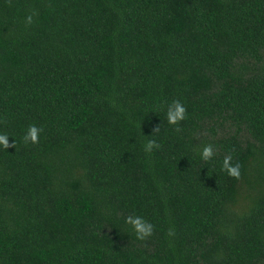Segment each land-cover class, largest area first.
I'll return each mask as SVG.
<instances>
[{
	"label": "trees",
	"instance_id": "obj_1",
	"mask_svg": "<svg viewBox=\"0 0 264 264\" xmlns=\"http://www.w3.org/2000/svg\"><path fill=\"white\" fill-rule=\"evenodd\" d=\"M0 132V264H264V0H0Z\"/></svg>",
	"mask_w": 264,
	"mask_h": 264
},
{
	"label": "clouds",
	"instance_id": "obj_2",
	"mask_svg": "<svg viewBox=\"0 0 264 264\" xmlns=\"http://www.w3.org/2000/svg\"><path fill=\"white\" fill-rule=\"evenodd\" d=\"M37 15L36 12L30 13L25 18V24L31 25L33 23V17ZM186 108L179 101L174 100L167 107L166 120L169 125L177 126L175 127L176 132H181L182 129L178 126L181 121L186 119ZM43 131L42 128L36 125H29L26 133L23 136V142L25 144L39 143L40 133ZM152 132H159V125L156 126ZM15 141L9 143V135L7 133L0 132V147L4 150L8 148H15ZM160 145L155 140H148L145 144V152L150 153L153 149H159ZM201 160L205 163L211 161L216 155V150L213 145H204L202 149L199 150ZM241 165L239 162H233V155L231 153L225 154L221 164V170L224 171L229 177L239 180L241 178ZM125 224L131 226L134 231L136 238L140 241H147L154 233V225L151 222L146 221L143 217L138 215H128L125 217ZM174 230L169 229L168 235H174Z\"/></svg>",
	"mask_w": 264,
	"mask_h": 264
}]
</instances>
